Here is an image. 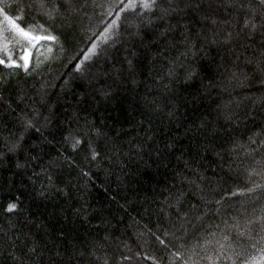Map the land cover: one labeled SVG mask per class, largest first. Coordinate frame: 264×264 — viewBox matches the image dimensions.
Listing matches in <instances>:
<instances>
[{
  "label": "trees",
  "instance_id": "1",
  "mask_svg": "<svg viewBox=\"0 0 264 264\" xmlns=\"http://www.w3.org/2000/svg\"><path fill=\"white\" fill-rule=\"evenodd\" d=\"M128 3L0 4L58 38L0 65V264H238L264 216V0Z\"/></svg>",
  "mask_w": 264,
  "mask_h": 264
},
{
  "label": "snow or ice",
  "instance_id": "2",
  "mask_svg": "<svg viewBox=\"0 0 264 264\" xmlns=\"http://www.w3.org/2000/svg\"><path fill=\"white\" fill-rule=\"evenodd\" d=\"M4 0H0V4H2ZM137 4L144 10H151L153 6L156 4V0H129V3L126 4L123 8H121V12L128 11L131 9H135L137 7ZM0 14L3 15L4 20L12 26V29L18 32L19 34L23 35L24 37H28L29 33L25 32L22 27H20V23L17 22V20H14L12 17L8 16L6 14L5 8L0 7ZM119 15V13H117ZM19 20H23L22 17L18 18ZM116 20L112 21V24L108 26L104 31L105 33H109V30L113 28L116 25ZM41 31H47L46 29H43V26H40ZM35 31V29H33ZM105 39H108V36L105 35ZM40 40L45 41H53L57 42L58 38L53 35H47L43 37H39ZM33 48L37 47V45L33 44ZM96 50V46L94 45L93 48L89 49V55L85 57V59L90 58L91 54H94ZM3 51H8L7 45H5ZM49 52H51V48L48 49ZM30 56L31 53L29 52L27 55L20 57L21 60H23L22 64L17 63L15 59H12L11 56H9V63H5L4 59H0V65H5L10 68H20L22 67L25 71L29 69L30 65ZM77 69H80V65H77ZM255 142V141H253ZM79 141H77V144ZM264 143V141H262ZM74 147L76 145H73ZM255 187L259 188L260 185H256ZM249 192H252L253 189H248ZM237 193H233V195H236ZM242 194V193H240ZM16 209V204L11 203L7 207V211L11 212ZM259 225L258 231L261 233L259 236V239H255L253 236V232L257 231V229L254 227L255 225ZM225 241L229 240L228 236L224 237ZM235 240L237 241V247L240 248V251L235 252V256L237 258L238 264H264V216L258 217L254 221L249 222V229L247 232H237L235 235ZM163 243V241H162ZM231 247V245H229ZM221 249H224V245H221ZM250 249H255V254H250ZM225 259L231 260V256L224 257ZM219 259V257H218ZM236 264V262H234Z\"/></svg>",
  "mask_w": 264,
  "mask_h": 264
},
{
  "label": "rangeland",
  "instance_id": "3",
  "mask_svg": "<svg viewBox=\"0 0 264 264\" xmlns=\"http://www.w3.org/2000/svg\"><path fill=\"white\" fill-rule=\"evenodd\" d=\"M5 23H7V22L5 21ZM7 25L9 27V29L11 30V32L17 34L22 41L23 48L21 49L22 50L21 56H25L29 52L31 53V55L32 54L35 55V53L38 51V55H40L38 60L40 61L41 59L45 58V56H46V54L44 53L45 56L43 57V55H44V54H42L43 51H45V50L47 51L49 48L52 49L54 47L53 41H45V40L38 39L39 37H43V35H34V34H31L28 32L29 33L28 37H24L23 35L19 34L15 30H13L11 25H9L8 23H7ZM25 32H27V31H25ZM33 44L37 45V47L33 48L32 47ZM34 55L32 56V58L30 56V60H32V62H33L34 57H35ZM35 60H36V58H35Z\"/></svg>",
  "mask_w": 264,
  "mask_h": 264
}]
</instances>
